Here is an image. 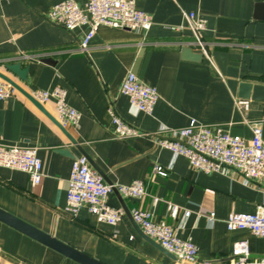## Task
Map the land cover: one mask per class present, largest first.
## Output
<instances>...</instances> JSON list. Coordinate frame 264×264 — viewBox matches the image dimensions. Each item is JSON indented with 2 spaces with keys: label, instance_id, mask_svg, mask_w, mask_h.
<instances>
[{
  "label": "crops",
  "instance_id": "crops-1",
  "mask_svg": "<svg viewBox=\"0 0 264 264\" xmlns=\"http://www.w3.org/2000/svg\"><path fill=\"white\" fill-rule=\"evenodd\" d=\"M62 1L0 0V71L29 94L56 87L66 91L67 104L81 118L77 127L65 128L107 184L144 181L146 197L113 192L111 206L151 211L155 221L171 225L178 237L198 247L200 264H233L239 241L249 243L247 264H264V238L226 226L233 212L256 213L264 202V186L246 184L233 171H197L185 157L174 156L150 136L161 126L181 128L196 120L249 140L247 122L261 121L264 139V99L240 97L243 82L264 86V15L256 17V6L264 0H139L137 8L152 17L151 29L144 33L100 26L87 52L80 51V43L88 26L69 31L47 17ZM77 2L84 7L87 0ZM183 12H196L207 21L203 36L214 65L205 57L192 61L183 56L191 32L173 30L185 23ZM142 51L135 74L160 96L152 115L133 114L129 98L121 93ZM18 61L29 69L26 81L5 69ZM237 100L247 101L248 110L237 107ZM43 106L56 117L55 100ZM1 111L0 142L37 147L43 162V178L36 186L28 173L0 166L1 209L105 264H184L148 242L127 212L116 226L99 223L87 207L75 217L66 212L72 165L84 155L20 92L0 101ZM111 111L148 135L117 138ZM155 165L168 176L155 175ZM154 197L161 199L156 206ZM168 202L181 208L176 219L168 213ZM186 210L191 211L189 217ZM0 264L80 263L0 222Z\"/></svg>",
  "mask_w": 264,
  "mask_h": 264
},
{
  "label": "built area",
  "instance_id": "built-area-1",
  "mask_svg": "<svg viewBox=\"0 0 264 264\" xmlns=\"http://www.w3.org/2000/svg\"><path fill=\"white\" fill-rule=\"evenodd\" d=\"M139 0H87L81 7L77 0H64L51 8L47 17L54 24L69 31L88 26L89 31L82 37L80 51L87 52L89 45L100 26L129 29L148 32L153 20L151 15L137 8ZM185 23L174 27V31L187 29L191 32L192 41L189 48L197 49L212 65H214L208 43L203 32L207 21L196 12H183ZM26 56L25 59H31ZM17 90L0 79V101L12 97ZM121 93L130 100L131 112L152 115L160 98L158 90L143 82L138 76L129 72L121 85ZM66 91L60 87L53 90H38L31 93L40 104L46 105L55 100L56 120L64 127H77L81 118L80 113L66 102ZM239 108L248 110L247 101L237 100ZM115 124L114 134L119 139L141 137L148 135L130 126L111 111ZM252 137L247 140L233 136L221 126L208 125L192 120L189 125L181 128L160 129L150 134L156 144L170 150L174 156H183L190 166L200 172L228 173L233 171L240 174L246 184L256 183L264 186V139L261 121L247 122ZM0 166L20 170L30 175L32 186L40 184L43 178V162L38 156V148L28 145H9L0 142ZM153 173L167 177L168 171L160 165H155ZM116 190L126 198L142 199L148 195L143 180H135L129 185L107 184L96 172L84 156L74 160L67 191L66 212L77 216L83 207H87L99 223L111 226L118 225L126 214L122 207L109 204V196ZM161 199L153 198L156 206ZM167 210L176 219L181 208L168 202ZM134 222L141 231L158 243L181 263L200 264L198 247L191 241L178 237L174 227L154 220L151 211L133 209L130 211ZM191 211L186 210L189 217ZM215 214L210 219L213 221ZM229 231L249 230L254 236L264 238V202L254 214L231 213L226 220ZM233 264H247L250 258L248 241H239L233 248Z\"/></svg>",
  "mask_w": 264,
  "mask_h": 264
},
{
  "label": "water",
  "instance_id": "water-1",
  "mask_svg": "<svg viewBox=\"0 0 264 264\" xmlns=\"http://www.w3.org/2000/svg\"><path fill=\"white\" fill-rule=\"evenodd\" d=\"M256 13L257 16L264 15V4H258L256 6ZM262 17V16H261ZM260 18V17H259ZM144 51H142L139 55V58L136 62V66L134 68V73H137L138 67L141 62L142 54ZM183 56L187 60L192 61H202L203 55L200 53H195L192 48H184L183 49ZM5 69L12 73L14 76L18 77L22 81H26L28 78V68H23V64L21 61H18L16 63L6 64ZM0 79L4 80L8 84H10L12 87H14L18 92L23 94L25 97H27L32 103H34L44 114H46L58 127L63 131V133L66 135L68 140L78 147V149L82 152L84 156L88 159V161L91 163L92 166H94L97 169V166L92 161L88 155L82 151L81 147L79 146L78 142L69 134L68 130L61 125L56 118L52 117L44 108L42 104H40L37 100H35L31 94H29L23 87H21L14 79L9 77L4 72L0 71ZM240 97L242 99H264V86L260 84L250 83V82H243L240 85ZM3 121H4V113L3 111L0 112V136L3 134ZM62 153L68 154V150L63 149L61 150ZM98 170V169H97ZM101 172V171H100ZM115 193H118L116 190H114ZM125 209V208H124ZM127 213L130 214V211L125 209ZM0 222L10 226L11 228L27 235L28 237L42 243L43 245L57 251L58 253L64 255L67 258H70L80 264H105L90 255L60 241L59 239L45 233L44 231L34 227L33 225L19 219L18 217L12 215L11 213L3 210L0 208ZM143 236L146 238L148 242L153 244L155 247L160 249L164 254L176 258L173 254L166 251L164 248H162L158 243H156L154 240L149 238L143 233ZM188 264V263H184Z\"/></svg>",
  "mask_w": 264,
  "mask_h": 264
}]
</instances>
